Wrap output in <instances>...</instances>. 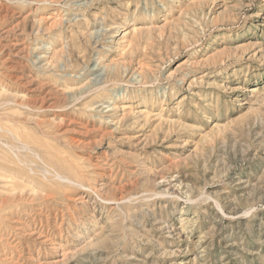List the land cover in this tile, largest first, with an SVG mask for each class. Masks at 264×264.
<instances>
[{
	"label": "rangeland",
	"instance_id": "rangeland-1",
	"mask_svg": "<svg viewBox=\"0 0 264 264\" xmlns=\"http://www.w3.org/2000/svg\"><path fill=\"white\" fill-rule=\"evenodd\" d=\"M0 264H264V0H0Z\"/></svg>",
	"mask_w": 264,
	"mask_h": 264
}]
</instances>
